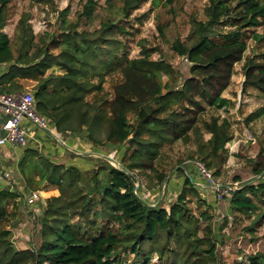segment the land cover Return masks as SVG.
<instances>
[{
  "label": "trees",
  "instance_id": "16d2710c",
  "mask_svg": "<svg viewBox=\"0 0 264 264\" xmlns=\"http://www.w3.org/2000/svg\"><path fill=\"white\" fill-rule=\"evenodd\" d=\"M132 1L123 0L114 19L106 17L91 30L78 27L81 20L88 25L93 22L95 0H85L74 21L66 18L68 7L63 8L58 27L52 32L35 35L23 16L12 42L2 30L9 0H0V64H7V71L0 78V93L19 91L21 85L13 81L31 74L37 80L33 88L35 108L56 130L80 134L93 151L100 152L98 147L105 142L112 147H121L124 142L129 146L123 164L128 173L108 165L102 187L92 190L90 196L75 191L71 193L74 198L62 199L60 194L48 200L40 220V231L45 237L30 251L16 249L9 239L6 221L16 217L19 208L15 193L0 189V264H219L215 243L203 247L200 239L193 238L195 232L185 228L188 209L183 204L187 194L196 195L190 178L181 177L177 190L174 189L176 201L167 208L162 202L153 205L145 200V189L135 188L134 170L159 173V183L166 179L154 163L160 146L186 140L191 132L200 135L197 122L203 104L216 108L231 104L222 92L230 84L234 64L247 49L243 30L256 28L264 19V0H208L206 19L192 18L186 38H177L171 44V49L191 64L190 76L180 88L162 82V75L169 77L172 67L161 58L151 59L149 50L142 49L139 57L122 62L123 55L111 48L117 43L112 38L114 32L124 31L121 16L129 15L138 6L139 0ZM106 2L111 4L109 8L113 7V0ZM153 2L157 4L156 0ZM226 25L230 28L224 30ZM159 31L162 34L160 27ZM251 36L255 41L264 38L258 32ZM54 49L58 52L52 53ZM254 56L244 60L242 88L250 86L264 95V50ZM53 65L62 73L45 76ZM113 69L120 72L122 79L108 98L103 83L107 72ZM92 92V98L86 99ZM263 114L264 106H260L246 120ZM204 128L210 136L198 144L196 153L205 165L214 166L213 159L225 150L230 139L229 123L226 119H212ZM262 155L255 158V173L264 170ZM35 165L39 180L56 186H60L64 176L71 180L73 172L78 173L72 165ZM178 170L183 172L181 167ZM170 178L163 180L165 187ZM162 183L148 192L158 193ZM21 193L24 202V190ZM8 201L13 205L12 211L6 209ZM230 201L232 208L253 216V224L264 222V180L244 184L233 191ZM71 205L78 209L75 220L76 213L71 216L66 211ZM174 241L185 244L182 252L173 251ZM146 243L150 245L148 251L144 249ZM250 259L252 264H264L260 254Z\"/></svg>",
  "mask_w": 264,
  "mask_h": 264
},
{
  "label": "rangeland",
  "instance_id": "374dc122",
  "mask_svg": "<svg viewBox=\"0 0 264 264\" xmlns=\"http://www.w3.org/2000/svg\"><path fill=\"white\" fill-rule=\"evenodd\" d=\"M85 0H46L38 2L36 0H9L6 5V22L3 31L14 42L15 31L19 18L25 17L28 27H31L33 33L41 34L43 31L52 32L57 29L60 14L59 12L68 7L67 19L75 20L77 12L81 10ZM96 8L94 10V20L89 25L85 20L80 21L79 30L94 29L99 21L106 17L114 19L116 10L122 5L123 0H113V7L106 0H95ZM131 2H133L131 0ZM139 0L137 8L131 11L129 15L121 16L120 23L124 31L114 32L112 38L117 40L111 48L117 50L123 55L122 62L139 57L142 49L150 51V58H161L172 67L169 77L162 75V82L169 84L172 88H180L182 83L190 76V62L184 56H179L171 49V44L175 39L184 40L191 28V19L205 20V9L208 0ZM120 17V15H119ZM162 29V34L159 31ZM230 27L226 25L224 30ZM247 41V49L240 61L233 67L230 84L223 90L222 96L230 99L231 104L221 108L203 104L204 110L200 113L197 125L200 129V135L191 132L190 138L174 142L163 143L158 155L154 161L155 166L160 172L165 173V178L172 179L167 183L163 193L155 192L149 195V190L165 181L159 183L157 175L149 170H134L135 184H139L145 189V200L150 204L161 203L167 208L176 201L177 195L174 190H170L168 185L172 182L180 183L181 177L187 175L186 172H180L178 169L191 160H200L203 164L206 162L197 155L198 144L209 138L204 125L211 122L212 119H226L229 123L230 139L225 145V150L221 151L217 158H214V166H207L212 172L216 183L229 185L233 191L241 188L246 183H257L264 180V170L262 173L253 171L255 158L259 153L264 157V114L252 120H246L248 115L264 106V95L250 86L245 90L242 88L244 82L243 64L245 58L255 57L257 53L264 50V38L255 41L252 38L253 32H258L264 37V19L259 26L254 29L243 30ZM13 52L15 46L13 45ZM57 50L52 51L56 53ZM60 74V69L53 65L46 72ZM33 75L27 77H17L21 81V89L33 93L35 81L30 80ZM103 83L104 91L108 98L112 97L113 87L119 83L122 76L118 70H110L105 76ZM94 79L93 83H96ZM94 92L86 95V99H91ZM129 117L131 114L128 115ZM80 138V134L73 133ZM198 137V138H197ZM86 141V140H84ZM69 143V142H68ZM86 143H90L86 141ZM70 144V143H69ZM92 144V143H91ZM93 145V144H92ZM95 146V145H93ZM66 151V146L61 145ZM101 156L94 155L90 150L85 149L84 155H73L72 152L64 153L62 158L56 157L53 151L32 150L29 154H24L17 168V174L2 176L0 189H7L15 193L14 199L19 208L15 214L16 217L7 219L6 229L9 231V239L13 246L19 250H31L37 248L44 239L41 233V218L44 215V209L47 207L48 200L52 197L62 194L64 198H74L72 192L78 191L90 196L92 190L99 188L106 179V173L109 166H123L128 143L124 142L121 147L111 146L110 143H104L98 147ZM130 153V152H129ZM78 162H67L66 158ZM46 160V161H43ZM62 164L65 166H76L78 173L73 172L71 180L64 176L60 186L50 184L48 180H39V173L35 170V163L46 168L48 163ZM78 163V164H77ZM176 184L175 186H177ZM26 185L31 190H38L43 196V203H40L39 210L36 207L25 205L20 195L19 189ZM60 187V188H59ZM102 187V185L100 186ZM169 188V189H168ZM177 190V187L175 188ZM98 190V189H97ZM173 192V193H172ZM149 195V196H148ZM231 194H226L221 199H216L211 193H205L202 189L196 188V195L187 194L183 207L188 209L185 228L195 232L193 238L200 239L203 247L208 246L210 242L216 245V257L219 264H252L250 259L255 255L264 256V222L258 221L253 224V216H248L241 210L234 209L231 206ZM94 196H97L95 192ZM159 201V202H157ZM7 206L8 211L13 210L10 201ZM182 207V208H183ZM67 213L75 220L78 216V209L71 205L66 209ZM208 225L210 228L208 229ZM253 227L254 230H249ZM172 249L175 252L183 251L185 244L172 242ZM149 244H145L144 249L148 251ZM124 253V252H123ZM126 255V254H125ZM127 257H131L127 255ZM152 261H156V254H152Z\"/></svg>",
  "mask_w": 264,
  "mask_h": 264
},
{
  "label": "built area",
  "instance_id": "2783aa9c",
  "mask_svg": "<svg viewBox=\"0 0 264 264\" xmlns=\"http://www.w3.org/2000/svg\"><path fill=\"white\" fill-rule=\"evenodd\" d=\"M39 133H43L47 141L66 146V151H64L67 153L72 152L74 156L85 154L83 150L73 149L68 143L67 135H71L72 132L56 130L55 126L43 114L37 112L32 92L0 93V146L25 147L31 141L39 142L37 137ZM90 151L94 155L101 156L98 151ZM191 168L194 171H190ZM182 169L187 173L196 188L202 189L207 194L211 193L216 199H221L226 194L233 192V187L216 183L212 172L200 160L193 159L189 164L184 165ZM3 175L8 176V173L3 172ZM165 184L166 182L162 183L159 192H164ZM137 185L139 188V184ZM40 198H42V195L38 190H31L24 195L25 204L29 207L33 206Z\"/></svg>",
  "mask_w": 264,
  "mask_h": 264
},
{
  "label": "crops",
  "instance_id": "0c3cea01",
  "mask_svg": "<svg viewBox=\"0 0 264 264\" xmlns=\"http://www.w3.org/2000/svg\"><path fill=\"white\" fill-rule=\"evenodd\" d=\"M35 35H37V34H35ZM54 50H57V49H54ZM54 50H52V51H54ZM57 52H58V50H57ZM38 61H39V59L36 60V62H38ZM6 71H7V64H5V63L0 64V78L2 77V75ZM60 71H61L60 73H62L61 69H60ZM29 75H31V74H29ZM21 77H23V76H21ZM30 80L35 81V84L37 82V80H35L34 78H30ZM13 82H16L18 84L21 83V81H17V78H16V81H13ZM19 91H25V90H19ZM37 137L39 139V142L31 141L25 147L12 146V145L0 146V182H3L2 181L3 179L1 176L3 174V172H6L10 175L15 176V174H17V168L16 167L18 166L20 160L23 158L24 154H26L28 152L31 153L32 150H35V151L36 150H38V151H40V150L41 151H53L56 154V157L60 156V158H62V156H64V153H67L64 151V149L61 148L60 145H56L54 142L47 141L45 139V136L43 133H39V135H37ZM79 137L80 138L74 136L73 133L71 135H67V141L70 143V146L75 150H85L86 148H89L90 143H86V141H84V139L81 136H79ZM78 157H80V156H78ZM64 159H67V157ZM67 162H74L72 164L75 165L76 164L75 162H78V161L75 159L73 161H71L70 159H67ZM191 170L194 171L193 168H191L190 171ZM173 184H174L173 187H170V184L168 185L170 187V190H174L176 187L178 188V186H175L176 184H178L177 182H175V183L173 182ZM19 190H20V192H22L24 190V195L26 193H28L29 191H31V189H29L26 185L21 186V189H19ZM24 203H25V201H24ZM40 203H43V198L38 199L33 204L32 207H36L35 210L38 211ZM27 208H28V206H27ZM19 215H20V211H19Z\"/></svg>",
  "mask_w": 264,
  "mask_h": 264
},
{
  "label": "water",
  "instance_id": "95a60500",
  "mask_svg": "<svg viewBox=\"0 0 264 264\" xmlns=\"http://www.w3.org/2000/svg\"><path fill=\"white\" fill-rule=\"evenodd\" d=\"M118 167H119L120 169H122L123 171H125V172L128 173V170L125 169L123 166L119 165ZM135 188H136V189L138 188V185H137V184L135 185Z\"/></svg>",
  "mask_w": 264,
  "mask_h": 264
}]
</instances>
